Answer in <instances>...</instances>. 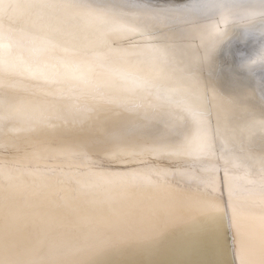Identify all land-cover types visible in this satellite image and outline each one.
<instances>
[{
    "label": "bare ground",
    "instance_id": "bare-ground-1",
    "mask_svg": "<svg viewBox=\"0 0 264 264\" xmlns=\"http://www.w3.org/2000/svg\"><path fill=\"white\" fill-rule=\"evenodd\" d=\"M150 1L167 11L4 0L6 243L42 264H264V0ZM84 18L99 40L65 39ZM181 41L212 54L172 56Z\"/></svg>",
    "mask_w": 264,
    "mask_h": 264
},
{
    "label": "snow or ice",
    "instance_id": "snow-or-ice-1",
    "mask_svg": "<svg viewBox=\"0 0 264 264\" xmlns=\"http://www.w3.org/2000/svg\"><path fill=\"white\" fill-rule=\"evenodd\" d=\"M4 0H0V11H2V5ZM39 6L41 8L42 13H47L48 9L53 7V5L49 2V0H38ZM42 26L44 28H50V17L47 15H42ZM145 32H149L150 30L145 29ZM140 34V33H138ZM64 38L71 41L74 39V36L71 33H64ZM167 49L171 52V55L174 57H180L182 60L186 57L191 60V57L200 52L201 47L205 49L204 58H208L212 54L213 48H210L207 45H197L195 53L191 52L188 47L185 46L184 42H174L173 44L166 46ZM214 47V46H213ZM260 56L264 59V50L260 51ZM234 103V101H230ZM120 215L125 218L131 220L134 219L135 209L129 206L127 210H124V207L117 210ZM0 264H42V262L33 259L30 254H26L25 250H23L22 245L16 239L14 233L9 232L7 243L5 240V235L2 226H0Z\"/></svg>",
    "mask_w": 264,
    "mask_h": 264
},
{
    "label": "water",
    "instance_id": "water-1",
    "mask_svg": "<svg viewBox=\"0 0 264 264\" xmlns=\"http://www.w3.org/2000/svg\"><path fill=\"white\" fill-rule=\"evenodd\" d=\"M4 6V5H3ZM9 8V7H8ZM8 10V9H7ZM26 9H24L23 11H25ZM38 10H41V8H39ZM13 11V10H12ZM69 11H67L66 9L64 10V11H62V13L63 14H61L62 16H64L65 18H67V19H75L74 18V16L76 15V14H72L71 12L70 13H68ZM82 24H83V26H84V28H80V29H78V28H76V29H74V28H68L70 31H71V34L73 35V36H75V38H79V37H82L84 40H87V39H89V38H91V37H93L94 36V38L95 39H98L99 40V38H97V37H100V34L99 35H95V32L96 31H98L99 29H101V28H104V24L102 23V21H101V19H97V20H90V18H84V20H83V22H81ZM99 24L101 25V26H99ZM93 27V30L92 31H90V29ZM102 33V32H101ZM142 34H144V33H142ZM136 38V34H129V35H127V36H122V37H119V38H114V37H109V39H111L112 41H114V42H117V43H122V42H130V43H133V44H135V43H140L141 41H142V39H135ZM107 39V38H106ZM91 40L89 39V40H87V42H90ZM124 44H126V43H124ZM4 62V61H3ZM13 67H15V65L13 66ZM14 69V68H13ZM231 219V217H229V220ZM229 233H230V238H231V240H235V239H232V235H233V233H232V227H230L229 226ZM18 234V233H17ZM16 234V235H17ZM15 235V237L17 238V236ZM96 236V235H95ZM92 237H94V236H91V237H89V238H92ZM89 238H87V239H89ZM115 238H117V237H115ZM94 240V239H93ZM227 240H229L228 238H227ZM233 254H234V251H233ZM234 256H235V254H234ZM235 258V257H234ZM236 264V263H235Z\"/></svg>",
    "mask_w": 264,
    "mask_h": 264
},
{
    "label": "rangeland",
    "instance_id": "rangeland-1",
    "mask_svg": "<svg viewBox=\"0 0 264 264\" xmlns=\"http://www.w3.org/2000/svg\"><path fill=\"white\" fill-rule=\"evenodd\" d=\"M100 1H102V2H104L106 4H108V5H111V6L115 7V8L121 9V10L133 11V12H140V13L146 15V16H151V17L152 16L153 17L162 16L165 13V11H167V9H168V8L165 7V6L168 7V2H161L160 3L158 1V2H153L152 3L150 0H146V1L144 0L146 3L144 1L141 3L142 0L141 1H139V0H137V1L136 0H100ZM130 1L133 2V3H131ZM228 1L230 2L231 0H228ZM228 1L225 0V2L229 3ZM249 1H253V0H249ZM125 3L126 4L128 3V4L126 5ZM138 3H140V4L138 5ZM227 3H225V4H227ZM161 4H163V6ZM225 4H222V6H225ZM149 5H151L152 8ZM147 6H149V7L147 8ZM155 7H157V8H155Z\"/></svg>",
    "mask_w": 264,
    "mask_h": 264
}]
</instances>
